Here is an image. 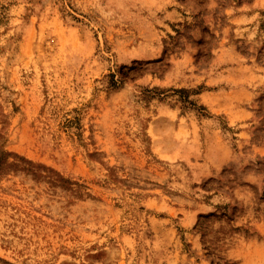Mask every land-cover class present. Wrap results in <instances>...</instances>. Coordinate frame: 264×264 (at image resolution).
Wrapping results in <instances>:
<instances>
[{
  "label": "rangeland",
  "instance_id": "rangeland-1",
  "mask_svg": "<svg viewBox=\"0 0 264 264\" xmlns=\"http://www.w3.org/2000/svg\"><path fill=\"white\" fill-rule=\"evenodd\" d=\"M0 264H264V0H0Z\"/></svg>",
  "mask_w": 264,
  "mask_h": 264
},
{
  "label": "crops",
  "instance_id": "crops-1",
  "mask_svg": "<svg viewBox=\"0 0 264 264\" xmlns=\"http://www.w3.org/2000/svg\"><path fill=\"white\" fill-rule=\"evenodd\" d=\"M237 57V54L236 52H232L230 54V59L232 62L236 61ZM242 71V81L245 85H247L248 87H257V85L259 83H261L259 80L260 79V76H259V73L252 69L251 67H245L244 65H240V62L239 61H236L235 65L234 63L232 65H230L229 68H227V74L224 73L222 74V77L224 79H228V73H232L234 71ZM247 87V91H246V95H245V100L244 101H249V100H252L255 98V91H251L249 88ZM234 105H237V106H240V108H243L245 107V104H242L241 103H235ZM228 115H232V113H228ZM243 116V114H239V117ZM233 117H237L236 114H233Z\"/></svg>",
  "mask_w": 264,
  "mask_h": 264
},
{
  "label": "trees",
  "instance_id": "trees-1",
  "mask_svg": "<svg viewBox=\"0 0 264 264\" xmlns=\"http://www.w3.org/2000/svg\"><path fill=\"white\" fill-rule=\"evenodd\" d=\"M112 76V75H111ZM116 84H117V82L115 81V80H111V82H109V85L111 86V87H113V88H115L116 87ZM203 230V229H202Z\"/></svg>",
  "mask_w": 264,
  "mask_h": 264
}]
</instances>
